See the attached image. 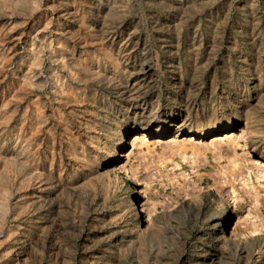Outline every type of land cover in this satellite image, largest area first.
<instances>
[{
	"label": "rangeland",
	"instance_id": "obj_1",
	"mask_svg": "<svg viewBox=\"0 0 264 264\" xmlns=\"http://www.w3.org/2000/svg\"><path fill=\"white\" fill-rule=\"evenodd\" d=\"M0 264H264V0H0Z\"/></svg>",
	"mask_w": 264,
	"mask_h": 264
},
{
	"label": "bare ground",
	"instance_id": "obj_2",
	"mask_svg": "<svg viewBox=\"0 0 264 264\" xmlns=\"http://www.w3.org/2000/svg\"><path fill=\"white\" fill-rule=\"evenodd\" d=\"M224 135H225V134H224ZM223 137H224V136H222L221 138H223ZM140 139H141V137H140ZM138 140H139V137L137 138L136 135H133V136H131V138H130V140H129V141H130V144H129V143H128V144H129L130 146H135V145L138 146V145L136 144V142H137ZM129 141H128V142H129ZM139 141H140V140H139ZM139 141H138V142H139ZM138 205H139V204H138ZM140 208H141V207H140ZM142 209H143V208H142Z\"/></svg>",
	"mask_w": 264,
	"mask_h": 264
}]
</instances>
